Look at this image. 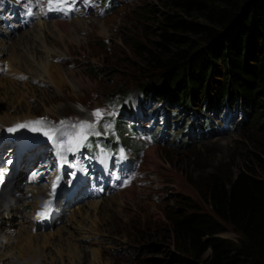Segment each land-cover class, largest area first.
Listing matches in <instances>:
<instances>
[{
  "label": "rangeland",
  "instance_id": "obj_1",
  "mask_svg": "<svg viewBox=\"0 0 264 264\" xmlns=\"http://www.w3.org/2000/svg\"><path fill=\"white\" fill-rule=\"evenodd\" d=\"M45 3L46 0H33L30 3L27 0H0L1 32H14L18 40L20 35L30 29H36L35 32L44 30L39 20L48 22L52 27L45 32L49 42L46 46L54 47L55 52H49L45 56L38 51L41 59H37V54L33 51L28 55L30 70L38 75L29 84L36 97L41 100L52 96L46 105L36 102L35 97L30 99L35 102L36 118H43L53 126L60 121H65L67 125L79 124L82 120L91 121L94 119L91 114L96 109L104 110L105 115L95 129L101 135H90L86 142L90 147L85 146L79 150L80 165L87 164L86 168L94 172L87 176V188L81 193L83 196L77 201L66 203L52 226L43 228L41 225L37 229L42 233L53 234L57 229L63 226L65 228L63 237L58 239L52 236L49 239L50 245L40 247L43 249L42 257L45 255L41 262L56 260L60 263L63 258L66 264H180L177 260L180 253L169 218L193 209L216 216L209 203L199 194V186L206 176L221 172L235 177L240 172L249 170L264 175L258 159V156L264 159V92H261V83L254 80L252 84L255 97L250 100V107L245 108L244 120L241 110L230 104V108L223 107L216 111L222 113L219 117L211 118V123L208 120L205 122L203 117L212 113L203 107L169 103V100L158 99L157 91H154L161 83L162 75L160 70L149 63L147 49L155 50L156 42L161 39L162 21L168 13L183 15L168 0H88L90 12L76 14L68 19H64L65 15L62 13H57L60 16L56 14L55 17L49 15L46 18L39 15L38 18L34 12L44 11ZM30 6L35 7L31 12L27 11ZM190 18L206 24L202 19ZM23 21L28 24L23 25ZM70 28L73 29V37L79 34V44L71 41ZM173 32L186 39H196L195 35L187 32ZM67 47V52H63L62 49ZM170 49L173 50L174 46ZM53 54L57 57L51 58ZM45 62L47 66H60L65 79L59 85L41 76ZM1 66L5 72L7 66ZM215 66H219L221 71L218 75H215V71H209L203 84L202 91L205 95L208 90L212 92V86L215 87L214 79L226 83L229 81V69L222 67L220 62ZM2 69L0 80L4 78ZM146 83L149 86L147 93L143 87ZM203 105H207L206 97ZM117 120L120 130L115 128ZM24 121L21 119L20 123ZM191 122L197 128H191ZM125 123L145 128H138L140 134L132 138L133 143L139 146L138 149H142L139 155L130 143V130L126 128L129 125ZM109 124L111 127H106ZM199 124L204 126L199 128ZM22 129L30 131L28 128ZM148 132L152 134L147 135ZM108 135L119 139L135 153L124 151L119 142H116L115 153L129 151L132 157L128 166L124 165L121 170H117L119 177L116 180L123 179L118 190L105 185L109 177L113 179V171L116 170L111 160L113 155L100 146V139L103 143V140H108ZM91 136L99 139H91ZM95 143V151L100 152L93 154L91 145ZM10 151V146H7L0 156ZM50 153L51 150L45 143L38 146L27 161L42 156L49 160L52 158ZM26 156L22 159V167L27 168L24 169L27 176L23 172L16 179L17 186L12 189L14 199L10 200L14 204L18 202L16 199L21 196L23 187L32 185L25 183L29 176L27 170H30V166L27 167L29 162L24 167ZM11 158L3 155L0 167L5 166L1 165L3 161L9 163ZM33 163L31 165L35 167L36 159ZM53 164L47 163L38 186L43 184L46 187L49 184V174L53 175L52 170L55 171ZM72 165L80 173L77 168L79 164L74 162ZM99 165L104 175H101V171H96L95 167L98 168ZM106 168L110 173L105 171ZM124 173L127 175L125 178ZM66 179L69 182L75 181L71 173ZM30 195L32 207L29 203L25 211L28 226L34 223V200ZM64 204L63 202L62 207ZM95 205L100 207L94 209ZM77 208L80 212H77ZM75 212L77 214L73 216ZM8 219L15 220L16 217L10 216ZM79 223L82 224L81 232L77 229ZM2 227L9 228L11 232L15 226L3 223ZM4 233L0 234L1 239ZM11 233L15 240L17 234L13 231ZM219 236L237 240L240 235L229 226V230ZM14 244L11 240L9 247L4 250L10 254L5 257V264H35L33 251L32 258H27L30 256L28 255L26 259ZM209 257L210 250L206 248L201 260L204 262Z\"/></svg>",
  "mask_w": 264,
  "mask_h": 264
},
{
  "label": "trees",
  "instance_id": "obj_2",
  "mask_svg": "<svg viewBox=\"0 0 264 264\" xmlns=\"http://www.w3.org/2000/svg\"><path fill=\"white\" fill-rule=\"evenodd\" d=\"M168 1L183 15L168 13L155 50L147 49L149 63L162 75L154 90L156 97L189 107H201L206 97L210 109L224 106L228 99L245 112L255 97L254 80L264 92V0ZM173 31L190 33L196 39ZM219 62L229 69V81L214 79L215 87L205 95L204 80L209 71L220 73L215 66ZM143 87L148 92V84ZM258 159L264 169V159ZM199 194L216 216L193 209L169 218L179 263L264 264V175L251 170L235 177L209 173ZM229 226L239 233L237 240L219 236ZM206 248L210 257L203 262Z\"/></svg>",
  "mask_w": 264,
  "mask_h": 264
},
{
  "label": "bare ground",
  "instance_id": "obj_3",
  "mask_svg": "<svg viewBox=\"0 0 264 264\" xmlns=\"http://www.w3.org/2000/svg\"><path fill=\"white\" fill-rule=\"evenodd\" d=\"M27 2L30 3V2H33V0H27ZM48 7H50L53 10H57V11L62 10V5H61V7L57 8V6L49 4ZM78 9H80L81 11ZM43 12L44 11H42V10L41 11H35L34 14H36V16H38V18H39V15L42 17H45ZM85 12H90V9L88 7V0H79L74 5V8H73L74 14H70V13L66 12V15H67L66 18L67 17L70 18L76 14H82ZM58 18H59V20H61V19L63 20V18H61V17H58ZM39 21L43 24L41 26H44V28H43L44 30L41 29V30H39V32H35L36 29H32V30L30 29L27 33H23L25 31H22L23 34L19 36L20 38L18 37L19 38L18 40L16 39L17 38L16 33L11 32V31H5V32L0 31V70L2 69V66H1L2 64H5V66H7V70H5V72L2 69L4 78L0 80V134H3L0 137V140L4 139L5 137H7L9 140L16 139L17 142H20L21 144H26V149H28L31 145L39 143L41 141L48 142L47 139L42 135V133H35V132L27 131L26 129H24V130L20 129L15 133H10L7 131L8 128H11V127L15 126L16 124L20 123L21 119L25 120L22 123L38 120V118H36V116H35V109H36L34 106L35 102H32V100H30V99H33L32 97H35L36 102H41V104H43V105H46V102H49L52 99V96H46V97H44L45 99L41 98V100H39L38 97H36V95H35V91L32 90V86L29 85L30 82L33 81L35 79V77H37L38 75H36L35 72L30 70L31 64L29 62L30 58H28V55L30 53H32V51H33L34 53L36 52L37 59H41L40 55L37 53L38 51H40V53L44 54L45 56H48V54H50L49 52H55V50H56L54 47L50 48L49 46L48 47L46 46V45H48L47 43H49V42H48V39L46 36L47 34L45 32H48V29L51 26L46 21H43V20H39ZM22 23L25 26L28 24V22H25V21H23ZM72 31H73V29L70 28L69 34H70V38L72 39L71 41L79 44L81 42V40H80L81 38H80V36H78L79 34L77 36L73 37L71 34ZM67 50H68V47H67V49H64V48L62 49V51L65 53L67 52ZM56 54H58L57 51H56ZM56 54H53V56L51 55V58H56L57 57ZM37 65H38V62H37ZM42 67H43V70L41 72L43 74H41V76H44L45 79L48 80L49 82L59 85V82L65 79V76H63V74L61 72V68L59 65L50 64V66L49 65L47 66V63L45 62ZM22 77L27 78V79L26 80L22 79ZM0 78H1V76H0ZM49 126H52L51 123L46 121L45 127H49ZM53 126L61 127L60 123L53 125ZM71 131H73V130L71 129ZM5 141H4L5 143L0 145V155L3 151V149H5V147H7V146H10V149H11V151L7 152V153H11L15 149L14 145H12L11 142H9L7 140H5ZM50 147L53 149V145L51 143H50ZM36 151H37V149H36ZM36 151L33 150L30 152H27L22 156V159H23L27 155L26 160L24 159L26 161L24 163V167L29 162V165H27V167L30 166V170L29 171L27 170V172L30 173V175H31V178L29 180L32 179L30 183H27L26 179H25V183L32 184V185L27 186V187H23V190L21 191L22 192L21 196L16 199V200H18V202L16 204L10 202L11 199H14L13 191H10L9 194L6 195L7 199L0 200V234L3 235V232H5L4 233L5 235L2 237L3 241H0V264H5V262H4L5 257H7V255L10 256V254L4 250L9 247V242H11V240H13V242H15L14 245L18 246L17 251L21 254V256L23 255L24 258H26L28 255H30V256H28L27 258H29V257L32 258V251H33L35 264H66L63 261V258L60 261V263L56 262V260L55 261L51 260L52 262L45 261L47 259L44 260L45 263L41 262V258H45V255H44V257H42L43 256V254H42L43 249L41 250V248H44V247H41V246L46 245V247H47L48 245H50L49 239L52 236H54L55 238H58V239L63 237V234H64L63 231L65 230V228H64V226H63V228L59 227L60 229H57L56 233L53 232V234L51 232L50 233L49 232L48 233H42L41 230L40 231L37 230L41 225H43L45 227L44 223L41 222L43 218H41L39 216V213L44 210V204L46 202H49L51 197H52V195H51L52 191L50 192L49 187H45L44 185L37 186V184H39V183H37V180L41 177L43 179V176L45 173L44 171H45V168L47 167V163L49 165L54 163L53 165H56L58 167V176L61 175L62 171L64 170L65 167H67L68 163L62 164V166H61L60 164H58V160H57V163L55 164V159L52 157L53 155H51L52 158H50L49 160H47L46 158H44L42 156V157L33 158L34 160L36 159V164L34 167L33 165H31V164H34L33 163L34 160L33 159L30 161H27V160ZM7 153H3L2 157H3V155H5ZM68 156H73V155L71 153H68L67 158H68ZM2 157L0 156V161H1ZM37 160H40V161H37ZM44 162H46V163H44ZM41 164L43 165L42 166L43 169H40V168H42L40 166ZM24 169L25 168L22 167V160H21L20 172H19V175L14 180L13 190L17 186V185H15L16 179L19 176L23 175L22 173L23 172L25 173V170L27 168L25 170ZM26 176H27V174H26ZM26 176H25V178H26ZM0 187H1V185H0ZM45 189L48 191H46ZM50 189H51V187H50ZM49 192H50V194H49ZM30 194H32V201L34 200V204H33L34 208L33 209L31 208L33 211L32 212L33 213L32 220L34 223H32V225L28 226V224H27L28 218L26 217L25 211L28 208L29 203H30L29 202L30 197H31ZM74 200H76V198ZM62 202L65 203L63 205V207L61 206ZM31 203H30V205H31ZM66 203H69V202L57 201L55 206H53L52 209L55 212L54 218H56V220L61 215L64 206L67 205ZM96 203H98V202H96ZM31 207H32V205H31ZM60 207H62V208L60 209ZM99 207H100V205H95L94 209H97ZM77 210H78V208H77ZM81 211H82V209H81ZM77 212H80V211L78 210ZM83 213L81 215H84ZM57 214H58V216H56ZM76 214L77 213L75 212L73 214V216ZM10 216L16 217V219L15 220H9L8 218ZM55 221L52 223V225L55 223ZM3 223L7 226L8 225H14L15 226L14 228H12V229H14L12 231L15 232V234H17V235H15V237H16L15 240L13 239V235L11 233L12 231L10 232L8 230L9 228H7V227H2ZM29 224H30V221H29ZM33 229H35V231L36 230L37 231L33 232L34 231ZM77 229L80 232L82 231V224L81 223H79V226L77 227ZM74 230H76V229H74ZM0 239H1V237H0ZM4 239H5V241H4ZM74 239H76V238H74ZM74 239L72 238V240H74ZM1 242H2V244H1ZM59 242L61 243V241H59ZM60 247L62 248V246H60ZM10 248H11V246H10ZM12 251H13V249H12ZM61 255L63 256V254H61ZM50 259H52V258H50Z\"/></svg>",
  "mask_w": 264,
  "mask_h": 264
},
{
  "label": "snow or ice",
  "instance_id": "obj_4",
  "mask_svg": "<svg viewBox=\"0 0 264 264\" xmlns=\"http://www.w3.org/2000/svg\"><path fill=\"white\" fill-rule=\"evenodd\" d=\"M50 5H55L59 8L60 5L70 4L72 0H46ZM51 10V9H50ZM31 13H29L30 15ZM93 120H82L79 124L66 125L65 121H60L61 127L49 126L45 127L46 121L41 118L34 121H29L25 123H18L15 126L8 128L7 131L10 133H15L22 128H28L30 131L35 133H42V135L53 145L54 154L58 158V164L69 163L67 154L71 153L73 156L86 145L90 135H101L100 132L95 131L97 125L100 124L104 119V110L96 109L92 112ZM106 127H111V125H106ZM75 129V131H71ZM120 159H124V152L121 150ZM103 163V159L101 160ZM11 163V161H9ZM7 174V169L0 172V185L4 184V178ZM71 175H75L72 173ZM59 177L56 182L52 184V192L55 194L56 188L58 186ZM50 212V202L44 204V210L39 213L41 218H47Z\"/></svg>",
  "mask_w": 264,
  "mask_h": 264
},
{
  "label": "clouds",
  "instance_id": "obj_5",
  "mask_svg": "<svg viewBox=\"0 0 264 264\" xmlns=\"http://www.w3.org/2000/svg\"><path fill=\"white\" fill-rule=\"evenodd\" d=\"M228 100V99H227ZM201 107H203L204 109H206V110H208L209 109V111H212V110H214V109H210L207 105H202ZM246 115V114H245Z\"/></svg>",
  "mask_w": 264,
  "mask_h": 264
}]
</instances>
